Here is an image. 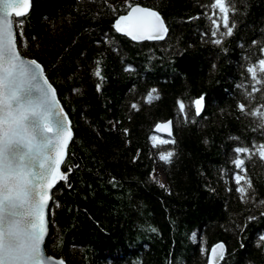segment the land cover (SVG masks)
I'll list each match as a JSON object with an SVG mask.
<instances>
[{"label": "trees", "instance_id": "obj_1", "mask_svg": "<svg viewBox=\"0 0 264 264\" xmlns=\"http://www.w3.org/2000/svg\"><path fill=\"white\" fill-rule=\"evenodd\" d=\"M109 2L123 13L126 0ZM127 2L159 11L169 28L166 38L134 42L115 33L110 28L114 17L102 0H31L24 28L28 46L22 50L52 73L74 133L68 165H79L68 174L71 188L64 182L54 187L47 252L67 264H203L210 246L222 241L227 250L220 264H245L246 259L264 264L256 248L264 235L259 215L264 212L259 203L264 200V161L246 160L255 189V200L248 202L235 192L238 170L230 163L234 146L264 142L260 130L252 131L255 121L236 108L243 92L239 85L250 87L241 75L242 56L264 30V0H234L238 23L220 46L210 42L213 12L219 20L218 9L210 7L214 0ZM105 33L113 43H103ZM57 53L64 68L53 72L49 61L55 62ZM97 59L103 79L91 74ZM129 65L132 70L125 71ZM73 87L80 91L71 93ZM153 87L160 99L149 104ZM201 93L209 104L197 116L190 105ZM262 96L257 92L250 107L264 103ZM177 100L185 103L187 118ZM131 103H138L140 111H130ZM168 120L172 136L157 135L155 125ZM116 121L114 131L109 122ZM123 127L130 130L127 144L119 134ZM153 136L176 143L154 147ZM173 150L172 164L159 161L168 179V186L160 187L153 175L155 155ZM110 176L116 177V188ZM249 215L256 219L249 221Z\"/></svg>", "mask_w": 264, "mask_h": 264}, {"label": "snow or ice", "instance_id": "obj_2", "mask_svg": "<svg viewBox=\"0 0 264 264\" xmlns=\"http://www.w3.org/2000/svg\"><path fill=\"white\" fill-rule=\"evenodd\" d=\"M102 3L114 17L111 30L132 41H160L169 32L165 19L157 10L126 0L121 14L109 0H102ZM210 7L219 11V20L215 18L217 13H212L211 36L214 39L210 42L220 46L225 37L234 34L238 23L235 18L237 8L234 0H228L227 3L226 0H214ZM30 9L31 0H0V264H66L64 259L46 254L42 245L49 227V202L53 200V189L58 182H64L71 188L68 174L79 168V165H68L69 145L75 142L74 133L69 115L52 82V73L43 61L27 56L22 50L28 46L24 42V28ZM187 19L190 21L193 17L189 16ZM220 21L224 31H220ZM204 34L201 32V36ZM32 39L35 40L36 37L33 36ZM113 42L105 33L103 43ZM94 43L99 45L101 41L96 40ZM237 43L243 48L242 42ZM250 45L252 47L243 53L241 64L244 68L241 75L249 82L250 87L239 85L243 87V92L242 98L236 101V108L240 114L255 121L253 132L260 130L261 135H264V103L250 107L256 99L255 94L264 93V30H261L258 38L251 39ZM221 51L226 49L221 48ZM56 55V61L49 63L53 72L63 71L62 56L60 53ZM84 55L82 51L80 56ZM124 70L131 71L132 66L129 65ZM63 74L71 79L68 72L64 71ZM91 74L103 79L99 59L93 62ZM95 90L100 92V83L95 84ZM70 91L75 94L80 89L73 87ZM146 99L149 104L154 99H160L155 87L147 93ZM176 104L180 113L187 118L185 103L177 100ZM208 104L206 94L201 93L191 101L190 107L199 116ZM129 109L140 111L138 103H131ZM119 123L109 122L114 131L118 130ZM171 123H157L155 127L157 130H167L171 136ZM119 134L127 144L129 128L119 129ZM96 135L99 136V131ZM151 139L154 147L176 143L174 139L157 141L155 136ZM96 147L99 151V145ZM231 151L235 156L230 158V163L238 170L234 173L235 192L242 201H254L255 189L252 179L247 175L246 160L252 161L253 157H258L260 161H264V142L257 143L253 140L250 146H234ZM175 154L174 150L160 152L159 160L170 165ZM71 155L74 156L75 153ZM136 159V156L132 157L133 161ZM149 178H152L151 172ZM108 182L113 188L117 187L115 176H110ZM159 186L164 187L163 184ZM259 203L264 205V200ZM259 215L264 217V212ZM247 219L251 221L256 217L249 215ZM95 223L99 225L98 220ZM237 227L239 231H244L243 225ZM149 230L154 233L157 231L154 227ZM100 231L105 230L101 228ZM240 247L243 248L244 245L241 244ZM256 248L258 255L264 259V235L259 237ZM200 251L204 253L205 249L201 248ZM224 256V243H216L211 247L206 264H220ZM245 264H253V261L246 259Z\"/></svg>", "mask_w": 264, "mask_h": 264}, {"label": "water", "instance_id": "obj_3", "mask_svg": "<svg viewBox=\"0 0 264 264\" xmlns=\"http://www.w3.org/2000/svg\"><path fill=\"white\" fill-rule=\"evenodd\" d=\"M137 4H139V3H137ZM142 7H149V8H152V9H154V10H156L155 8H153V7H150V6H144V5H142V4H140ZM167 25V24H166ZM167 36V35H166ZM166 36H165V38H166ZM164 38V39H165ZM130 39V38H129ZM161 41V40H160ZM134 42H136V41H134ZM144 42V41H143ZM168 121H171V120H168ZM168 121H165V122H161L160 124H164V123H166V122H168ZM172 122V121H171ZM170 129H171V133H173V124L171 123V125H170ZM155 131H156V133L157 134H159V135H161V136H164V137H167V138H169V137H171V136H169V134H168V131L167 130H165V129H163V128H161L160 130H157L156 128H155ZM54 190V189H53ZM51 205H52V200L49 202V209H50V207H51ZM48 219H49V215H48ZM48 237H49V227H48V232L46 233V236H45V241H44V244L42 245L44 248H45V251H46V254H48V255H52V256H54L55 258H62V259H64L62 256L61 257H58V256H55L54 254H49L48 252H47V250H46V242H47V239H48ZM219 242H222V241H219ZM219 242H216V243H219ZM216 243H214V244H216ZM224 243V242H223ZM213 244V245H214ZM213 245H211L210 246V248L208 249V254H207V257H208V255L210 254V251H211V247L213 246ZM224 245H225V243H224ZM226 250H227V247H226V245H225V254H226ZM225 257V256H224ZM65 260V259H64ZM206 261H207V259H206ZM223 260H221L220 261V263L222 262ZM66 262V261H65ZM66 264H67V262H66ZM203 264H206V262L205 263H203Z\"/></svg>", "mask_w": 264, "mask_h": 264}, {"label": "rangeland", "instance_id": "obj_4", "mask_svg": "<svg viewBox=\"0 0 264 264\" xmlns=\"http://www.w3.org/2000/svg\"><path fill=\"white\" fill-rule=\"evenodd\" d=\"M157 137L156 139H160L159 136H155ZM153 146V145H152ZM153 151H154V148L152 147ZM155 159H156V163L154 165V169H153V175L154 177L161 183L163 184L164 186H168V179H167V176H166V173L163 169V167L161 166V164L159 163V157L155 155Z\"/></svg>", "mask_w": 264, "mask_h": 264}, {"label": "bare ground", "instance_id": "obj_5", "mask_svg": "<svg viewBox=\"0 0 264 264\" xmlns=\"http://www.w3.org/2000/svg\"><path fill=\"white\" fill-rule=\"evenodd\" d=\"M52 202H53V200H52ZM51 207H52V205H51ZM51 207H50V209H51ZM50 209H49V212H50Z\"/></svg>", "mask_w": 264, "mask_h": 264}]
</instances>
